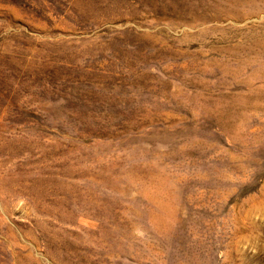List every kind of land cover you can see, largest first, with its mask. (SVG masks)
Listing matches in <instances>:
<instances>
[{
    "label": "rangeland",
    "instance_id": "1",
    "mask_svg": "<svg viewBox=\"0 0 264 264\" xmlns=\"http://www.w3.org/2000/svg\"><path fill=\"white\" fill-rule=\"evenodd\" d=\"M0 264H264V0H0Z\"/></svg>",
    "mask_w": 264,
    "mask_h": 264
}]
</instances>
